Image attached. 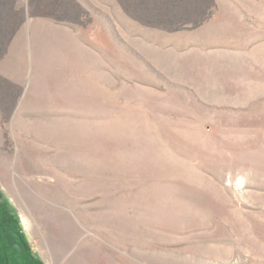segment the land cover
I'll list each match as a JSON object with an SVG mask.
<instances>
[{"label": "rangeland", "instance_id": "1", "mask_svg": "<svg viewBox=\"0 0 264 264\" xmlns=\"http://www.w3.org/2000/svg\"><path fill=\"white\" fill-rule=\"evenodd\" d=\"M0 264H264V0H0Z\"/></svg>", "mask_w": 264, "mask_h": 264}]
</instances>
